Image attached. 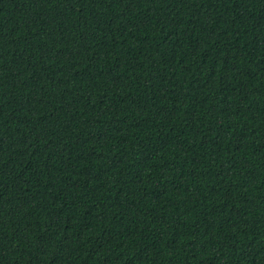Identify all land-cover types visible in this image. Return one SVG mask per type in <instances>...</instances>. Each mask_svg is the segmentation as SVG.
I'll return each instance as SVG.
<instances>
[{
    "label": "trees",
    "instance_id": "1",
    "mask_svg": "<svg viewBox=\"0 0 264 264\" xmlns=\"http://www.w3.org/2000/svg\"><path fill=\"white\" fill-rule=\"evenodd\" d=\"M0 264H264V0H0Z\"/></svg>",
    "mask_w": 264,
    "mask_h": 264
}]
</instances>
